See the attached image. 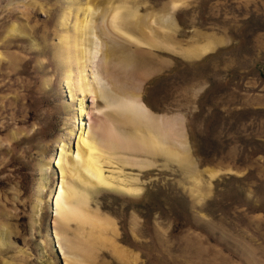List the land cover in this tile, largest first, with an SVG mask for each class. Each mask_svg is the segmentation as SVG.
<instances>
[{
    "label": "rangeland",
    "instance_id": "374dc122",
    "mask_svg": "<svg viewBox=\"0 0 264 264\" xmlns=\"http://www.w3.org/2000/svg\"><path fill=\"white\" fill-rule=\"evenodd\" d=\"M90 5L104 96L73 98L63 49L73 65L74 44L89 47L74 25ZM135 99L146 119L128 118ZM80 106L114 145L100 161L109 184L69 179L100 229L62 224L51 200ZM66 262L264 264V0H0V264Z\"/></svg>",
    "mask_w": 264,
    "mask_h": 264
},
{
    "label": "bare ground",
    "instance_id": "6f19581e",
    "mask_svg": "<svg viewBox=\"0 0 264 264\" xmlns=\"http://www.w3.org/2000/svg\"><path fill=\"white\" fill-rule=\"evenodd\" d=\"M68 10L69 11L64 13L62 20H61V26L63 29H66V27L68 25V20L70 19L71 8H69ZM80 11H84V18L81 20L77 18L76 23L74 25V28H75L76 32H79L84 36V40L88 39L89 47L86 48L84 46H80L78 43L74 44L76 46L72 47V48H74L76 56L73 59V61H74L73 65L71 63L72 59L70 58L69 53L63 49V55H64L65 62L67 65L66 69L64 71V82H65V84L69 90L71 97L74 96L73 92L75 90L79 91L81 96H82V94L83 95H89V96H92V95L104 96V94L101 91L102 88L100 89L102 83L98 79V77L100 75H97L98 70H96L97 68L95 69L96 59L99 55L98 53L100 50V48H99L100 43L97 40V26H96V22H95L96 20L94 19L95 13H94V10L91 7V5L87 6L84 10H82V8H80L79 12ZM121 13H122L121 6H118V7L113 9L112 15H111V22H110L112 25L111 27H113L115 30H118V31H120L122 28V25L120 24ZM12 31L15 32V27H13ZM120 32H122V31H120ZM66 33L68 34V32H66ZM67 34L61 35V37H62L61 39L65 42L69 41V34L68 35ZM126 36H127V34H126ZM78 47L80 48V50H78ZM210 47H211V45L202 46V48L199 51L203 50L202 52H204V51L207 52V51H209ZM70 63L72 66H74L76 68V70H77L76 74H74L72 72V69L70 68V65H69ZM100 79H101V76H100ZM134 97H136V95ZM132 100L133 99H131V101ZM134 102L135 103L131 102V103H133V104H131L132 105L131 107H133L131 113L133 115L130 116V114H129L128 118L134 117L137 114H138V116L140 114V118L146 117L147 114L149 113L148 112L149 110H147L146 106L143 103H141L139 101V99L137 101L135 99ZM123 104L124 103H122V105L120 104L121 107L119 106L122 109L124 108V106L128 105L125 103V105L123 106ZM107 106L109 107V104H107ZM128 107H130V103H129ZM122 109H120V111ZM130 109H127V110L130 111ZM122 112H121V114L123 115L125 112H123V113ZM87 115L88 114L84 110L83 106H80L79 120H78L77 144H76V147L74 149L73 155L70 157L68 155V153L66 152L67 151L66 150L67 144L66 145L63 144L61 146V148L59 146V148L57 150L55 161L57 163L56 165L59 167L61 176H60V181L57 183L55 191L52 194L51 200H52V206H53L54 211H55V216L58 220H60V222L62 224L69 225L72 222L79 223V224L88 223L91 226L90 227L91 229L92 228L97 229V227H99V229H100V227L103 223H101V221L99 220V218L97 216H95V217L90 216L89 208H88V206H89L88 198L86 196L87 191L83 192V190L82 191L78 190L77 187L75 186L76 184L74 185V184H72L71 181H69V179L71 178L72 180H75V181L77 180V181L81 182L82 185L84 186V190L88 188V185H94V186L98 187L101 185L103 186L104 184L107 185V183H108L106 177L103 176L102 164L100 163V161L106 155H109L111 153L112 150L110 147H112L114 145L111 142L108 144L102 142L98 136H95V134L92 133L94 131H93L92 126H91V121H89V123L86 122L87 121L86 120ZM149 115H150V113H149ZM149 115H148V117H149ZM126 116L127 115H125V117ZM120 117H121V115H120ZM136 118H138V117L136 116ZM144 119H146V118H144ZM130 120H133V119H130ZM136 120L134 117V121H136ZM134 121H133V124H135ZM138 121H139V118H138ZM143 126L144 125H141V124H135L134 125L135 133L141 135V137L139 136L140 139H143V142L145 144H147L148 147H151L156 151L155 147L158 148L159 146H161V144H160L161 141L158 139V137L153 136V134H150V132H149V134H147V136L144 134V132H140V131H142ZM146 126H147V124H146ZM113 153H114V151H113ZM177 156H178V154H177ZM210 174L214 177V175H216V172H211ZM102 228H103V226H102ZM100 232H102V231H100ZM55 236H56L58 242L61 241V238H60L61 236H60V233H58V231H55ZM59 243H61V242H59ZM60 247H61V245H60ZM72 253L76 254V252H74V251H72ZM74 259H76V258H74ZM66 264H68V263L66 262Z\"/></svg>",
    "mask_w": 264,
    "mask_h": 264
}]
</instances>
